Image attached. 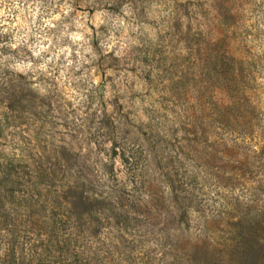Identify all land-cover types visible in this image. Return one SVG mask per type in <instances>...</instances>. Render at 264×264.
Returning a JSON list of instances; mask_svg holds the SVG:
<instances>
[{"label":"rangeland","instance_id":"obj_1","mask_svg":"<svg viewBox=\"0 0 264 264\" xmlns=\"http://www.w3.org/2000/svg\"><path fill=\"white\" fill-rule=\"evenodd\" d=\"M261 212L264 0H0V264H241Z\"/></svg>","mask_w":264,"mask_h":264},{"label":"trees","instance_id":"obj_2","mask_svg":"<svg viewBox=\"0 0 264 264\" xmlns=\"http://www.w3.org/2000/svg\"><path fill=\"white\" fill-rule=\"evenodd\" d=\"M233 77V73H232ZM233 79V78H232ZM232 82H230L231 84ZM234 102V103H232ZM231 104H236L235 101L230 100ZM245 222L234 223L233 225L237 226V229L240 228L237 233V238L235 239L234 250L237 251L241 264H262L264 258V244L259 243L257 238L253 236L246 235L243 229L241 228ZM264 223V212L261 214H256V217H251L248 221L250 227H257ZM243 224V225H242ZM177 252V250H176Z\"/></svg>","mask_w":264,"mask_h":264}]
</instances>
